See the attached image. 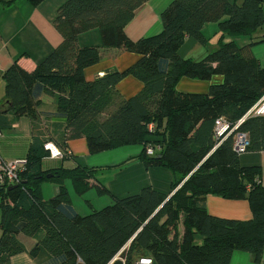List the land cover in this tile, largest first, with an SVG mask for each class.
<instances>
[{"label": "trees", "instance_id": "trees-1", "mask_svg": "<svg viewBox=\"0 0 264 264\" xmlns=\"http://www.w3.org/2000/svg\"><path fill=\"white\" fill-rule=\"evenodd\" d=\"M18 0H0L8 7ZM33 5L43 0H28ZM149 0H67L54 21L60 44L33 71L12 64L3 74L7 104L0 113L13 118H41L43 96L55 99V112L68 139L85 137L90 153L143 143L137 157L149 166H166L176 175L169 194L151 187L82 215L74 206L66 180L79 195L89 191L96 168H43L49 138L35 133L18 179L0 185V264L26 252L20 235L36 239L32 258L44 264H135L142 257L156 264H230L235 251L264 257V185L259 166H244L234 134H216V121L245 132V152L264 151V115L247 114L264 95V67L252 46L223 42L203 59L182 57L186 37L207 43L205 24L218 23L222 34L252 35L264 26V0H173L162 12L163 30L132 40L126 25ZM98 28L102 48L81 46L79 35ZM139 54L124 71L110 70L87 80L85 69L102 59V49ZM208 93L178 90L180 79L211 80ZM132 76L142 89L122 97L118 83ZM0 114V128L2 118ZM150 124L154 127L150 129ZM153 147L154 154L147 153ZM59 147V146H58ZM59 183L60 192L45 199L44 183ZM16 185V186H14ZM10 186H13L10 188ZM104 194L109 190L98 185ZM208 195L248 199L253 218L211 215ZM183 223V232L180 223Z\"/></svg>", "mask_w": 264, "mask_h": 264}, {"label": "crops", "instance_id": "crops-1", "mask_svg": "<svg viewBox=\"0 0 264 264\" xmlns=\"http://www.w3.org/2000/svg\"><path fill=\"white\" fill-rule=\"evenodd\" d=\"M66 1L43 0L40 4L33 5L28 0H18L8 7L0 6V109L2 111L7 104L4 72L14 63L28 71H33L60 44L62 34L55 27L54 21L59 7ZM172 1L149 0L138 8L134 18L126 25L125 31L128 37L136 41L159 34L163 30L161 14ZM228 1L231 3L242 2V0ZM211 23L215 24L207 23L203 29L207 43L202 45L194 38L186 37L179 51L182 57L194 59L193 54L196 51H202L201 47H203L205 53L201 54H204V58L219 46L221 38L223 42L234 41L239 46L255 42L252 52L264 67V26L252 35H231L222 34L218 23ZM211 30L213 35L208 34ZM215 41L217 47L210 49V44ZM79 43L81 46L102 48L100 30L94 28L81 33ZM138 59L139 54L135 52L118 48L102 49L101 61L86 68L85 75L90 81L110 70L124 71ZM223 81V75L219 74L211 80L183 77L178 82L177 88L186 93H208L212 84ZM117 89L122 97L129 98L142 89V83L132 76H127L118 83ZM55 108V99L52 96L44 95L39 120L33 121L28 116L12 119V113H0L7 116V120L2 118L1 121L4 127L0 128V157L6 160L26 158L33 135L41 132L42 135L49 138L48 142H53L67 154L64 158H50L49 156L44 158V169L61 166L72 168L78 164L96 168V172L89 180L93 187L83 195L74 192L71 181L66 180L65 182L69 188L71 200L81 214H89L93 208H100L96 207L92 199L86 198L89 192L95 191L97 197L108 196L110 199L102 198L104 199L102 204L108 205L112 203L114 196L121 198L134 195L146 187H151L163 194H169L172 191L176 175L170 168L166 166L148 167L137 158L144 148L143 143L121 145L99 153H90L85 137L68 139L65 134L64 122L48 114L55 112ZM240 162L244 166H259L260 180L264 185V151L242 152ZM97 185L104 186L109 191L100 194L96 190ZM59 192V183L46 182L42 187V194L46 199L49 198L47 196H54ZM74 194L81 196L84 203H80L78 206L76 203L78 198ZM205 204L207 211L214 216L240 220L253 218L248 199H227L218 195H208ZM180 231L183 232L181 227ZM20 239L26 247V252L13 256V264H44L46 262V256L36 259L28 254L36 239L23 235H20ZM230 264H264V257L260 263H257L249 252L237 250L233 253Z\"/></svg>", "mask_w": 264, "mask_h": 264}, {"label": "built area", "instance_id": "built-area-1", "mask_svg": "<svg viewBox=\"0 0 264 264\" xmlns=\"http://www.w3.org/2000/svg\"><path fill=\"white\" fill-rule=\"evenodd\" d=\"M255 113L257 115H264V96L255 104V106L247 113ZM247 116V115H246ZM244 116L239 122L231 126L229 122L223 118H219L216 121V134L218 136H224L225 138L233 135L235 138V149L240 153L245 152L246 147L249 145L248 136L245 132H236L239 125L245 120ZM154 127L153 124H150V129ZM45 149L49 151L50 158H62L63 151L55 145L53 142H48L45 144ZM155 149L151 146L147 147V153L152 155L154 154ZM26 162V159H11L6 160L0 157V185L2 184H11L18 179V172L23 164ZM135 264H155L153 258L151 257H142L135 262Z\"/></svg>", "mask_w": 264, "mask_h": 264}, {"label": "rangeland", "instance_id": "rangeland-1", "mask_svg": "<svg viewBox=\"0 0 264 264\" xmlns=\"http://www.w3.org/2000/svg\"><path fill=\"white\" fill-rule=\"evenodd\" d=\"M210 24H215V23H210ZM208 34H209V35H213L212 30H211V32H208ZM210 37H212V36H210ZM216 40H217V39H216ZM215 47H217V43H216V41H215V43L210 44V49H215ZM201 48H202V49H201L202 51H196V52L193 54V57H194L195 60H199V59L203 58L204 54H201V53H202V52L205 53V51H204V48H203V47H201ZM177 86H178V85H177ZM66 155H67V154L63 153V157H62V158H64ZM74 195H75V194H74ZM75 196H76V198H78V199L76 200V203H77L78 206L80 205V203H81V204L84 203V200L82 199L81 196H78V195H75ZM47 197L50 198V197H52V196H47ZM49 198H48V199H49ZM86 198H90V199H92V201H93V203L96 205V207H100V208H102V207H104L105 205H107V204H102L103 201H104V199H102V198L110 199L108 196L97 197L95 191H93V192H89ZM45 199H46V198H45ZM100 205H101V206H100ZM102 205H103V206H102ZM86 208H87V207H86ZM87 209H88V208H87ZM82 215H86V214H82ZM180 227H181V229L183 230V223H182V221H181V223H180ZM0 230H1V229H0ZM26 237H27V236H26Z\"/></svg>", "mask_w": 264, "mask_h": 264}, {"label": "water", "instance_id": "water-1", "mask_svg": "<svg viewBox=\"0 0 264 264\" xmlns=\"http://www.w3.org/2000/svg\"><path fill=\"white\" fill-rule=\"evenodd\" d=\"M14 186H16V185H14ZM11 187H13V186H10V188H11Z\"/></svg>", "mask_w": 264, "mask_h": 264}]
</instances>
